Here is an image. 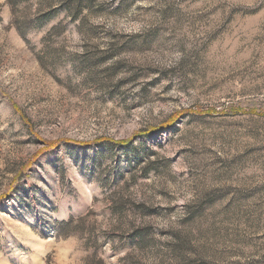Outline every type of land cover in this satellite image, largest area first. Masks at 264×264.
Segmentation results:
<instances>
[{"label": "rangeland", "instance_id": "rangeland-1", "mask_svg": "<svg viewBox=\"0 0 264 264\" xmlns=\"http://www.w3.org/2000/svg\"><path fill=\"white\" fill-rule=\"evenodd\" d=\"M0 264H264V0H0Z\"/></svg>", "mask_w": 264, "mask_h": 264}, {"label": "trees", "instance_id": "trees-1", "mask_svg": "<svg viewBox=\"0 0 264 264\" xmlns=\"http://www.w3.org/2000/svg\"><path fill=\"white\" fill-rule=\"evenodd\" d=\"M128 142L127 141H120L118 144H121V145H126ZM56 146V143H46L45 146H44V151H49L51 149H53L54 147ZM39 155V154H38ZM37 155V157H38ZM36 156H34L33 158H31V160H29V162H27L26 164H24L23 166H21L19 172L17 173V175L15 176V178L12 180L11 184H10V187L8 188L7 191L11 192L12 189L14 188V186L19 182L20 180V177H21V174L24 172L25 173V170L28 169V167L31 165L32 163V160L35 159ZM23 173V174H24ZM22 174V175H23ZM64 224H62L60 227L62 228ZM59 227V228H60ZM58 228V229H59Z\"/></svg>", "mask_w": 264, "mask_h": 264}]
</instances>
